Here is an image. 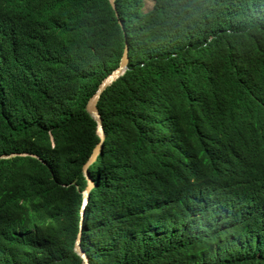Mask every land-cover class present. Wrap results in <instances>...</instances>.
Returning a JSON list of instances; mask_svg holds the SVG:
<instances>
[{
	"label": "trees",
	"instance_id": "trees-1",
	"mask_svg": "<svg viewBox=\"0 0 264 264\" xmlns=\"http://www.w3.org/2000/svg\"><path fill=\"white\" fill-rule=\"evenodd\" d=\"M116 8L0 0V264H83L126 37L91 264H264V0Z\"/></svg>",
	"mask_w": 264,
	"mask_h": 264
},
{
	"label": "water",
	"instance_id": "water-1",
	"mask_svg": "<svg viewBox=\"0 0 264 264\" xmlns=\"http://www.w3.org/2000/svg\"><path fill=\"white\" fill-rule=\"evenodd\" d=\"M110 4L112 5L113 9L117 11L116 8V0H109ZM117 16L118 13H117ZM119 22L121 26H123L122 20L119 18ZM129 66V44L127 41V37L125 38V47L124 51L119 63V67L112 73L110 74L104 82L101 84L99 90L96 92V94L91 98L90 101H88L86 110L88 113H90L97 121L98 123V135L101 137L102 141L101 143L97 146L93 157L91 158L90 161L87 162V164L83 168V174L87 180L88 187L86 191L84 192V199H83V207L81 210V219H80V229L77 234V239L75 242V251L78 253L80 258L83 260V264H91L90 258H88L87 254L84 252L82 246H81V237H82V229L84 227V219H85V208L88 202V199H90V193L92 188L95 186V183L93 182L90 174V168L92 165H94L99 157L100 152L103 150L104 147V140L106 138V133L104 129V123H103V117L99 109V103L101 101V98L105 91L113 85L119 77L124 75V73L127 71Z\"/></svg>",
	"mask_w": 264,
	"mask_h": 264
},
{
	"label": "rangeland",
	"instance_id": "rangeland-1",
	"mask_svg": "<svg viewBox=\"0 0 264 264\" xmlns=\"http://www.w3.org/2000/svg\"><path fill=\"white\" fill-rule=\"evenodd\" d=\"M152 6H153V3L152 2H148L144 12H149L152 9Z\"/></svg>",
	"mask_w": 264,
	"mask_h": 264
}]
</instances>
